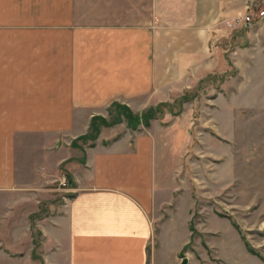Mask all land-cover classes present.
<instances>
[{
    "label": "crops",
    "instance_id": "1",
    "mask_svg": "<svg viewBox=\"0 0 264 264\" xmlns=\"http://www.w3.org/2000/svg\"><path fill=\"white\" fill-rule=\"evenodd\" d=\"M231 1L0 0V264H160L153 131L73 142L112 103L148 108L211 72L202 21Z\"/></svg>",
    "mask_w": 264,
    "mask_h": 264
},
{
    "label": "rangeland",
    "instance_id": "2",
    "mask_svg": "<svg viewBox=\"0 0 264 264\" xmlns=\"http://www.w3.org/2000/svg\"><path fill=\"white\" fill-rule=\"evenodd\" d=\"M219 8L225 17L202 21L213 30L211 72L193 76L189 87L172 88L170 98L153 105L163 104L150 128L132 127L130 117L100 127H108L106 136L151 129L159 143L160 190L150 218L151 245L158 235L163 239L160 264H170L187 241L179 264L184 256L200 264L264 262V17L236 20L264 9V0H232ZM146 109L136 105L131 111L141 115ZM118 111L112 103L102 116L113 120ZM96 139L78 138L74 145ZM53 185L65 188L68 178L59 172ZM70 193L53 190L51 199L42 200V212Z\"/></svg>",
    "mask_w": 264,
    "mask_h": 264
},
{
    "label": "trees",
    "instance_id": "3",
    "mask_svg": "<svg viewBox=\"0 0 264 264\" xmlns=\"http://www.w3.org/2000/svg\"><path fill=\"white\" fill-rule=\"evenodd\" d=\"M118 110V114L116 115V118L113 120H108L102 115H95L91 119L90 123V130L84 135H81L80 139H96L98 134L100 133V127L101 125L105 126H111L117 123L122 122L123 118H131V122L129 124L132 125V127H137L140 123H144L145 125H150V120L157 116V112L160 110V106L163 104H159L158 106H151L147 108L144 112H142L141 115L139 114H133L131 111V108L128 105L121 104L118 102L113 103ZM75 144V141L73 142V145ZM249 250L252 252L253 249L249 247Z\"/></svg>",
    "mask_w": 264,
    "mask_h": 264
},
{
    "label": "built area",
    "instance_id": "4",
    "mask_svg": "<svg viewBox=\"0 0 264 264\" xmlns=\"http://www.w3.org/2000/svg\"><path fill=\"white\" fill-rule=\"evenodd\" d=\"M256 6V5H255ZM264 17V9H259V8H255V10H253L250 13H247L246 15H244V17L242 18H237L236 20L239 22V20L241 22L244 23H251L252 21H254L255 18H263Z\"/></svg>",
    "mask_w": 264,
    "mask_h": 264
},
{
    "label": "water",
    "instance_id": "5",
    "mask_svg": "<svg viewBox=\"0 0 264 264\" xmlns=\"http://www.w3.org/2000/svg\"><path fill=\"white\" fill-rule=\"evenodd\" d=\"M189 258L187 256H184L180 262V264H188Z\"/></svg>",
    "mask_w": 264,
    "mask_h": 264
}]
</instances>
